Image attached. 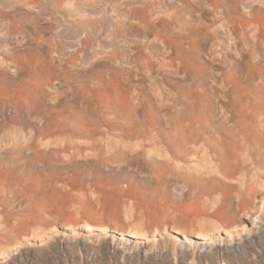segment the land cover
Instances as JSON below:
<instances>
[{"label": "rangeland", "instance_id": "obj_1", "mask_svg": "<svg viewBox=\"0 0 264 264\" xmlns=\"http://www.w3.org/2000/svg\"><path fill=\"white\" fill-rule=\"evenodd\" d=\"M263 202L264 0H0V264H264Z\"/></svg>", "mask_w": 264, "mask_h": 264}, {"label": "bare ground", "instance_id": "obj_2", "mask_svg": "<svg viewBox=\"0 0 264 264\" xmlns=\"http://www.w3.org/2000/svg\"><path fill=\"white\" fill-rule=\"evenodd\" d=\"M218 61H219V63H223V64L225 63L224 57H220L218 59ZM248 196H249V191L248 192H244L243 191L241 193V196L239 197L238 208H240L242 211H245V212L248 211V213L250 215V213L252 212L251 210H253V209L249 206V198H248ZM261 205L262 206L259 208V210L256 211V213H258L259 215L264 213V202ZM250 219H251V223L253 225H255L257 223H260V220H258V216L257 215H251L250 216ZM88 227H89V230H90L91 229V226L88 225ZM180 229H182L184 232L179 231L178 232L179 235L180 234H186V235H191L192 236V235H200V234H202V230L201 229L194 228V227H183V228H180ZM247 230H248V228H245V226L243 224H242L241 228H239V231H247ZM94 232L101 233V236H103V235L106 236L108 234L107 233L108 232L107 231V226H98V228H95L93 230H90L89 233H94ZM156 233L157 232H153V235H151V238L159 237V235H157ZM158 233H161V232H158ZM144 235H146L145 230H142L140 228L133 227V228H130L128 230V235L125 236V237H127L129 239H132L134 241H139V240H143L144 239ZM248 238L249 239H247V242L248 241L253 242V239L250 236V234H248ZM153 240H156V239H153ZM125 241H127V242H125ZM127 243H128V240H124V239L121 240L120 249L123 250V251H125V252L127 250H129L130 248H128ZM136 243H139V242H136ZM149 247H150V245H149ZM202 247H203V249L205 248V246H202ZM142 248H143V245L138 244V246L136 247V249H132V251L136 250L137 253H140L142 251ZM151 250H152V252L153 251L155 252L156 251V248L155 249L154 248H151ZM2 251H6V250H2ZM5 256H7V254L4 252V255H2V257H5Z\"/></svg>", "mask_w": 264, "mask_h": 264}]
</instances>
